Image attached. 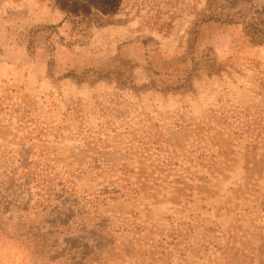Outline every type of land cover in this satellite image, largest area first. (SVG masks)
<instances>
[{"label":"rangeland","instance_id":"rangeland-1","mask_svg":"<svg viewBox=\"0 0 264 264\" xmlns=\"http://www.w3.org/2000/svg\"><path fill=\"white\" fill-rule=\"evenodd\" d=\"M0 264H264V0H0Z\"/></svg>","mask_w":264,"mask_h":264},{"label":"trees","instance_id":"trees-1","mask_svg":"<svg viewBox=\"0 0 264 264\" xmlns=\"http://www.w3.org/2000/svg\"><path fill=\"white\" fill-rule=\"evenodd\" d=\"M257 37L260 38V39H262V36H259V35H258Z\"/></svg>","mask_w":264,"mask_h":264}]
</instances>
